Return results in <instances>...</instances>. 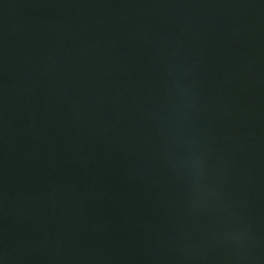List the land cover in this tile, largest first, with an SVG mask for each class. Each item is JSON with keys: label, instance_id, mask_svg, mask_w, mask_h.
I'll return each instance as SVG.
<instances>
[{"label": "water", "instance_id": "water-1", "mask_svg": "<svg viewBox=\"0 0 264 264\" xmlns=\"http://www.w3.org/2000/svg\"><path fill=\"white\" fill-rule=\"evenodd\" d=\"M0 264H264V0H0Z\"/></svg>", "mask_w": 264, "mask_h": 264}]
</instances>
